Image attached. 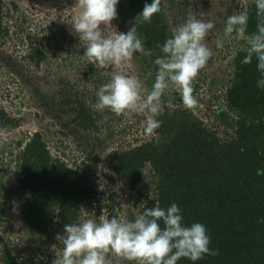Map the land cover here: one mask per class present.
Here are the masks:
<instances>
[{"label":"rangeland","instance_id":"rangeland-1","mask_svg":"<svg viewBox=\"0 0 264 264\" xmlns=\"http://www.w3.org/2000/svg\"><path fill=\"white\" fill-rule=\"evenodd\" d=\"M253 1L247 0V5ZM75 4L76 0H3V26L8 32L0 35V105L17 124L0 128V143H25L32 134L40 133L53 158H60L79 171L90 165L97 198L91 208L83 210L80 222H99L101 216L134 221L140 215L142 202L156 195L157 176L147 165L142 182L131 189L128 179L107 162V157L147 141L161 142L168 134L166 125L163 127L164 114L161 119L158 117L161 126L149 135L143 127L145 113L117 116L108 109L98 111L96 93L117 72L137 76L150 90L155 81V63L149 56L136 53L119 68L88 64L83 55L85 49L68 23L80 11ZM242 10L241 0H163L161 6L169 28L184 23L189 12L198 19H210L215 25L205 39L213 55L192 85L198 106L186 109L174 90L164 99L166 109L187 110L220 138L233 132L236 115L227 103L226 89L234 76L235 53L247 48L244 40L226 38L224 28L227 18ZM117 11L119 14L118 7ZM112 25L127 33L134 22L118 16ZM28 36L48 54L40 66L26 58ZM217 39L224 41L223 47L217 48ZM6 157L8 166H0V233L5 240L29 249L31 256H25L28 259L21 256L24 264H52L56 249L59 251L62 244L52 234L45 242L39 240L27 227L18 199L16 165L10 162L14 157ZM105 174L111 175L114 183ZM100 178L107 182L106 191L98 190ZM56 221L55 218L53 224ZM111 259L113 264H133L117 261L114 256Z\"/></svg>","mask_w":264,"mask_h":264},{"label":"trees","instance_id":"trees-1","mask_svg":"<svg viewBox=\"0 0 264 264\" xmlns=\"http://www.w3.org/2000/svg\"><path fill=\"white\" fill-rule=\"evenodd\" d=\"M152 2L120 0L118 16L135 24L145 4ZM247 10L246 35H250L257 30L254 1ZM2 11L0 0V35L8 32ZM136 28L145 48L152 50L150 58L154 62L163 55L157 45L171 35L163 14H154L150 22L141 18ZM28 37L26 58L40 66L48 54ZM245 49L235 53V72L226 89L227 103L236 115L231 136L218 137L187 110L165 108L163 127L166 125L168 134L161 142L147 141L107 157V162L128 179L131 189L142 182L147 165L157 176L156 195L142 202L140 215L157 202L164 209L176 203L186 226L195 222L206 225L210 248L219 254L205 255L195 262L181 258L177 264H264V89L257 86L261 73L255 56L252 63H242ZM16 124L0 105V128ZM6 154L14 157L10 162L16 165L22 217L39 240L45 242L51 234H63L66 224L80 222L81 208L89 209L94 204L97 191L90 165L79 171L53 158L40 133L35 132L25 143H0V166L6 164ZM1 172L0 168V177ZM105 175L114 183L111 175ZM160 224L164 226L162 221ZM0 247V264H24L21 256L30 254L27 247L5 240L2 233Z\"/></svg>","mask_w":264,"mask_h":264},{"label":"clouds","instance_id":"clouds-1","mask_svg":"<svg viewBox=\"0 0 264 264\" xmlns=\"http://www.w3.org/2000/svg\"><path fill=\"white\" fill-rule=\"evenodd\" d=\"M119 2L76 0L75 7L80 11L68 22L85 49L83 55L88 64L97 68L109 65L119 68L131 61L136 53L149 57L153 54L151 49H145L136 24L141 18L150 22L153 15L161 11V0L146 3L127 33L117 31L112 25V21L118 18ZM254 3L257 30L246 35L249 13L247 0H241L243 10L227 18L224 36L246 42L247 54L242 63H252L255 56L261 73L257 86L264 89V0H254ZM214 27L210 19H198L189 12L186 21L170 27L171 35L163 44L157 45L163 55L154 61L157 71L151 89L146 88L137 76L117 72L97 91L96 110L108 109L117 116L145 113L143 127L149 135L161 126L158 117L164 114V97L170 91L180 95L186 109L194 110L199 101L193 95L192 85L213 55L205 39ZM223 44V40L217 39V48ZM167 106H171V98ZM106 184L102 178L98 179V190L106 191ZM183 221L176 203L164 209L157 202L155 207L146 208L134 221L101 216L99 222L84 219L80 223L66 224L63 234H57L56 239L63 247L59 251L56 249L52 264H113L111 256L117 261L133 264H177L181 258L195 262L205 255L219 254L218 250L210 248L211 238L206 225L195 222L186 226Z\"/></svg>","mask_w":264,"mask_h":264}]
</instances>
